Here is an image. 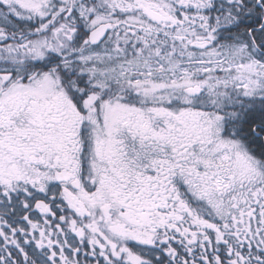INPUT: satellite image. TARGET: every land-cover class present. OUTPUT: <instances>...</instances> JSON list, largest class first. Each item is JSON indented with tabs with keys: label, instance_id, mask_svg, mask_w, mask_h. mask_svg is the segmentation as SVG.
<instances>
[{
	"label": "snow or ice",
	"instance_id": "1",
	"mask_svg": "<svg viewBox=\"0 0 264 264\" xmlns=\"http://www.w3.org/2000/svg\"><path fill=\"white\" fill-rule=\"evenodd\" d=\"M0 264H264V0H0Z\"/></svg>",
	"mask_w": 264,
	"mask_h": 264
}]
</instances>
